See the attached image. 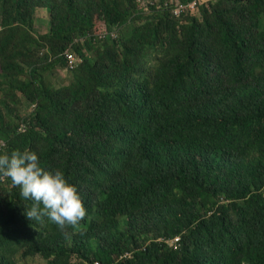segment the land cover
Instances as JSON below:
<instances>
[{"label":"trees","instance_id":"obj_1","mask_svg":"<svg viewBox=\"0 0 264 264\" xmlns=\"http://www.w3.org/2000/svg\"><path fill=\"white\" fill-rule=\"evenodd\" d=\"M192 1L0 0L1 153L35 152L86 208L29 220L0 174V264H264V0L176 13Z\"/></svg>","mask_w":264,"mask_h":264},{"label":"clouds","instance_id":"obj_2","mask_svg":"<svg viewBox=\"0 0 264 264\" xmlns=\"http://www.w3.org/2000/svg\"><path fill=\"white\" fill-rule=\"evenodd\" d=\"M0 174L10 178L19 194L32 201L24 214L29 220L47 218L63 229L77 225L86 215V208L76 185L61 170L41 166L32 151L12 150L0 153Z\"/></svg>","mask_w":264,"mask_h":264},{"label":"built area","instance_id":"obj_3","mask_svg":"<svg viewBox=\"0 0 264 264\" xmlns=\"http://www.w3.org/2000/svg\"><path fill=\"white\" fill-rule=\"evenodd\" d=\"M205 0H194L188 4H180L177 6V8L175 9L176 13H181L184 10H187L188 8H190L191 10L195 9L201 2H203ZM190 10V11H191ZM118 36V29H111L110 31H105V32H101L97 34V38L99 39H115ZM81 39V38H80ZM79 39H76V41ZM64 56L67 59L68 65L71 69L75 68L79 62L81 61L80 58H78L76 56V54H74L73 52L67 51ZM27 126L25 123H22L19 127V131L24 132L26 130ZM6 143L4 141H0V153L3 151L4 147H5ZM179 241V239H175L174 242L170 243L171 245H174L175 243H177ZM95 264H100L98 262H96Z\"/></svg>","mask_w":264,"mask_h":264},{"label":"rangeland","instance_id":"obj_4","mask_svg":"<svg viewBox=\"0 0 264 264\" xmlns=\"http://www.w3.org/2000/svg\"><path fill=\"white\" fill-rule=\"evenodd\" d=\"M49 12L46 9H38L36 11L35 15V21H34V29L36 30V34H43L47 31L49 26ZM43 51H41L40 54H42ZM63 75V74H62ZM46 78L50 80L53 83H58V72H54L53 74H46ZM67 83V82H65ZM29 106L25 104L24 106L17 108V113L20 115L17 119V123L20 121L21 118L25 117L29 112ZM21 124V122H19ZM19 125V124H18ZM39 264V263H45V260L43 259H34L29 262V264Z\"/></svg>","mask_w":264,"mask_h":264}]
</instances>
